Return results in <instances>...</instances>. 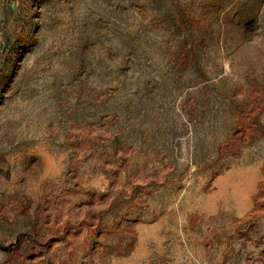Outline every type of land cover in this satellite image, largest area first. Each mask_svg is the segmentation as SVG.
Returning a JSON list of instances; mask_svg holds the SVG:
<instances>
[{
  "label": "rangeland",
  "instance_id": "374dc122",
  "mask_svg": "<svg viewBox=\"0 0 264 264\" xmlns=\"http://www.w3.org/2000/svg\"><path fill=\"white\" fill-rule=\"evenodd\" d=\"M0 264H264V0H0Z\"/></svg>",
  "mask_w": 264,
  "mask_h": 264
}]
</instances>
